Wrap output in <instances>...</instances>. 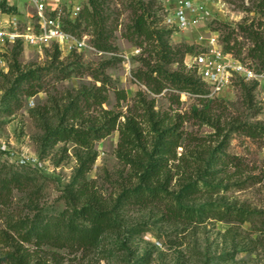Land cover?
Listing matches in <instances>:
<instances>
[{
	"label": "rangeland",
	"instance_id": "1",
	"mask_svg": "<svg viewBox=\"0 0 264 264\" xmlns=\"http://www.w3.org/2000/svg\"><path fill=\"white\" fill-rule=\"evenodd\" d=\"M53 1L64 25L74 20V5L81 13L91 8L89 0ZM14 2L18 12L13 14L25 18L18 27L23 30L35 9L26 0ZM100 3V35L84 18L76 31L67 30L82 45L52 42L37 48L17 38L4 46L0 176L6 182L0 184V264L24 257L27 264H264V135L243 129L264 126V79L241 82L225 97L171 84L155 93L138 76L147 70L144 58L154 62V55L147 43H137L132 27L135 9L143 6L151 25L167 30L165 38L181 49L178 61L167 66L170 70L182 67L199 77L186 62L190 52L184 51H200L213 31L225 48L233 45L235 54L239 51L240 58L261 69L250 55L253 43L245 29L262 22L258 28L264 34L259 0H208L197 29L176 24L171 0ZM3 18L8 17L0 14V27L7 29ZM98 40L107 48L97 47ZM32 70L36 76L30 77ZM96 73L108 81L101 89ZM9 87L15 88L13 99ZM89 91L105 95L104 104L88 98ZM74 98L83 108L80 122L88 125L105 122L103 109L133 114L149 146L154 132L149 133L145 102L154 99L155 118L179 133L177 145L158 160L163 163L160 173L142 178L140 162L146 157L132 148L124 150L127 158L119 153L118 128L96 140L92 149L46 136L48 129L72 122V114L64 116L63 109ZM2 146L37 157L42 165L15 161ZM84 204L111 212V223L95 241L87 242L83 233L89 222L74 218L70 225L67 220L72 209ZM44 226L53 234L39 239L36 229Z\"/></svg>",
	"mask_w": 264,
	"mask_h": 264
},
{
	"label": "trees",
	"instance_id": "2",
	"mask_svg": "<svg viewBox=\"0 0 264 264\" xmlns=\"http://www.w3.org/2000/svg\"><path fill=\"white\" fill-rule=\"evenodd\" d=\"M89 6L91 8L85 7L83 12H80L76 19L68 20V22L64 25L65 29L76 31V27L80 26L79 19L84 18L87 25H94L97 31L96 33L100 35V21L102 18L100 0H89ZM0 10L2 12L9 13L18 12L17 6L10 5L7 0H0ZM259 10L264 16V0H259ZM261 23L258 27L261 26ZM132 27L134 29V33L140 38L137 43H139L141 47L144 43H147V45L150 46V55H154L152 56V58H154V62H152L153 59L148 57L144 58L147 70L141 71L138 74L139 78L146 82L151 91L159 93L167 87V84H171L180 90H186L196 94H207L205 83L200 77H194L192 74L186 73L182 67L177 70H170L167 67L169 64L178 61V54L181 52V49H176L165 38L167 30H160L151 25L149 21V13L145 7L139 6L135 9ZM258 27L256 28L254 23H252L245 29L247 30L248 36L253 43L250 55L258 59L261 69H264V34ZM96 45L99 48H107V46L100 42V40L96 41ZM56 47L57 52H59L58 45ZM191 49L192 48L189 47L184 52H192ZM226 49L233 51V45L228 44ZM238 52L239 51H236L237 55ZM181 63L183 65L184 60H182ZM14 64L15 67L19 68V63L16 57ZM27 74L28 73H24L23 75ZM29 74L30 77L36 76V72L33 70L29 71ZM95 77L97 80L102 82V85L99 86L98 89L104 87V85L108 82L105 76L100 78L98 73L95 74ZM31 93L33 94V92ZM7 94L11 99L16 97L15 88L9 87ZM85 94L88 95V98L94 97L96 102L100 105H103L106 101L105 95H101L93 91L85 92ZM122 97H126L125 91L122 92ZM154 101V99H151L149 102H145L148 103L147 113L150 121L149 133H151V131L154 132L151 146H149L147 134L145 133L144 127H142L141 121L133 114L125 116L111 109H103V115L105 118V122L103 124L97 125L94 123L88 125L86 124V121L80 122L82 116H84V112L83 108L79 104V100L75 98L71 99L63 109L64 116L69 113L72 114V122L67 124L61 123L56 127L48 129L46 131V136L54 137L55 141L73 140L83 147L92 149L96 140L109 135L112 130L118 128L121 133L119 153L127 158L128 156L123 153L126 149L132 148L141 151V153H143L146 157L145 162H140V169L142 170L141 176L144 180H149L151 177L157 176L162 170L163 163H160L158 160L163 159V152L171 151L170 149L177 145L179 139V133L176 129L162 126L160 120L155 118V112L153 109ZM121 116H125V120H121ZM243 127L249 135H264V126H253L252 124H247L243 125ZM2 182L5 183L6 179L0 176V184ZM110 213L111 212L109 210L99 209L93 207L92 205L84 204L80 208L75 207L72 209L67 220L70 225H74V218H82L89 222V228L87 230H83V233L86 234L88 239L87 242H89L95 241L97 239L96 236L111 223L112 217ZM52 231L53 230H51L48 226H44L41 230L36 229V236L39 239L51 236L53 234ZM28 262L29 261L24 257L23 259L21 258L17 261L11 260L7 264H27Z\"/></svg>",
	"mask_w": 264,
	"mask_h": 264
},
{
	"label": "built area",
	"instance_id": "3",
	"mask_svg": "<svg viewBox=\"0 0 264 264\" xmlns=\"http://www.w3.org/2000/svg\"><path fill=\"white\" fill-rule=\"evenodd\" d=\"M10 5H18L15 0H7ZM35 9V13L26 21L23 30H19V22L25 20L21 14L2 12L7 19L2 21L8 23L7 29L0 27V69L5 66L4 46L9 40L22 39L24 42L43 48L46 45L56 42L72 45H82L72 33L64 27L62 10L58 3L53 0H26ZM215 0H212L214 2ZM175 4L173 10L176 17V24L181 28H198L204 19V11L208 6V0H171ZM81 7L74 5L70 14L76 19ZM17 17V18H15ZM203 37V36H201ZM207 44L200 51L188 53V65L195 68L199 77L204 81L207 88V95L211 97H225L237 90L241 82H256L264 79V69H256L250 63L236 55L233 51L227 50L220 40L216 31L207 35ZM4 153L15 161L27 163L36 167L42 165L39 158H34L23 152L2 146Z\"/></svg>",
	"mask_w": 264,
	"mask_h": 264
}]
</instances>
